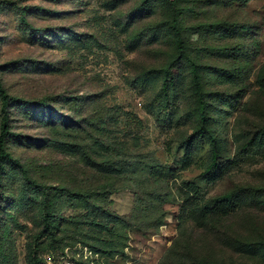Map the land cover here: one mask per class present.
I'll return each instance as SVG.
<instances>
[{"label":"rangeland","instance_id":"374dc122","mask_svg":"<svg viewBox=\"0 0 264 264\" xmlns=\"http://www.w3.org/2000/svg\"><path fill=\"white\" fill-rule=\"evenodd\" d=\"M173 1L206 177L165 0H0V264H264V0Z\"/></svg>","mask_w":264,"mask_h":264},{"label":"trees","instance_id":"16d2710c","mask_svg":"<svg viewBox=\"0 0 264 264\" xmlns=\"http://www.w3.org/2000/svg\"><path fill=\"white\" fill-rule=\"evenodd\" d=\"M168 4V7L170 9V26L173 27L175 30L174 33V42L175 45L177 47L179 56L178 58H184L185 61L190 65V73L192 76V81H193V91L195 93L196 96V101H197V109H198V122H199V127L195 130L194 132V137L195 140H204L207 139L209 143H211L212 148H213V152H212V162L211 165L205 170V172L201 175V176H208L209 174H211L212 169L217 168L218 166V158H219V154H218V145H217V141L212 133V131L209 129V116H208V112H207V97L208 94L206 92H204V90L202 89V82H201V67L199 65H197L190 57L188 54L185 53L184 51V42H183V38L181 35V31L178 28V23H179V9L177 7V4L175 3V1L173 0H165ZM163 89L167 90V84H164ZM0 98L2 99V107H3V111L5 108H7L9 106V99H8V95L5 91V89L3 88V85L1 83L0 80ZM8 117L6 116V114L4 115L3 119H2V128H1V132H0V161H13L16 163V161L11 157V155L6 151V147H5V142H6V138L8 135ZM245 190L244 188H237L233 191L232 194L238 193L240 191ZM226 203V202H225ZM55 214H52L49 212V209L47 207V205L45 206V210L43 213V222H44V232H49L50 234L53 233L52 229H53V225L52 223H50L48 221V217H54ZM257 245V247L260 250L264 251V240H260L258 242L255 243Z\"/></svg>","mask_w":264,"mask_h":264}]
</instances>
